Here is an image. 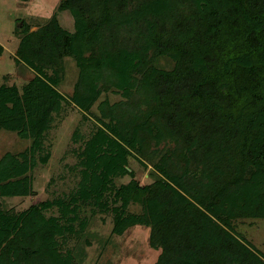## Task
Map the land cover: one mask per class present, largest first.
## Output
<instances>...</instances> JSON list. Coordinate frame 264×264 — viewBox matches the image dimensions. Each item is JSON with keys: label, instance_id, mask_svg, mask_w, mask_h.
<instances>
[{"label": "trees", "instance_id": "16d2710c", "mask_svg": "<svg viewBox=\"0 0 264 264\" xmlns=\"http://www.w3.org/2000/svg\"><path fill=\"white\" fill-rule=\"evenodd\" d=\"M58 8L70 29L54 16L27 27L19 45L17 62L37 74L22 88L0 81V130L31 139L27 151L0 159V194L34 193L28 172L50 157L45 139L66 98L55 67L66 55L82 70L72 95L82 110L102 92L125 99L106 98L89 134L75 133L84 145L70 169L81 179L69 194L17 212L0 205V264H78L68 243L88 227L84 206L110 214L119 236L149 227L153 264H264L235 226L264 217V0H61ZM159 55L174 68L157 67ZM166 138L186 143L183 161L161 148ZM131 157L152 168L144 184Z\"/></svg>", "mask_w": 264, "mask_h": 264}, {"label": "rangeland", "instance_id": "374dc122", "mask_svg": "<svg viewBox=\"0 0 264 264\" xmlns=\"http://www.w3.org/2000/svg\"><path fill=\"white\" fill-rule=\"evenodd\" d=\"M60 1L0 0V43L4 46L0 56L1 83L15 84L22 88L37 74L32 67L17 62L19 45L27 27L30 31H35L56 16L65 28H71L72 17L68 11L59 10ZM76 60L75 57L66 55L55 67L61 81L58 89L66 98L62 103V110L54 115L45 139L50 157L46 163L37 158V164L28 172L34 193L16 196L0 194V205L4 209L22 211L41 201L69 194L81 179V173L70 169L77 162L79 149L84 145V140H76L75 133L89 134L96 121L93 114L100 115V105L106 98L113 104L125 99L122 94L114 91L102 92L89 112L82 110L72 99L77 84L82 81V70ZM155 65L171 70L175 61L168 55H159L155 59ZM47 71L53 74L51 68ZM84 114H87V119ZM30 144L31 139L18 131L1 129L0 159L7 154L19 156L28 150ZM161 144V148H165L175 161L185 159L182 150L186 143L183 141L180 144L172 138H166ZM154 145L152 142L147 151ZM129 169L135 170L142 184L148 181L152 170L151 167L145 169L135 157L130 158ZM128 180L130 177L127 176L118 179V183ZM131 209L137 210L139 207L131 205ZM51 213L58 214L57 208L47 212L48 215ZM81 218H87L88 227L84 234L74 236L68 243V247L73 248L79 257L78 264H153L156 261L158 252L149 245V227L136 226L121 236L116 235L112 232V216L94 211L91 206L83 207ZM235 226L239 236L264 258V217H242L236 220Z\"/></svg>", "mask_w": 264, "mask_h": 264}]
</instances>
